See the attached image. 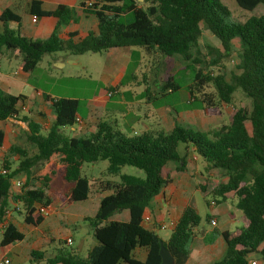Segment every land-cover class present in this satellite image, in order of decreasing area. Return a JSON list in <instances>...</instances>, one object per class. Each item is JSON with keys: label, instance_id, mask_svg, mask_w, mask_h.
Returning <instances> with one entry per match:
<instances>
[{"label": "trees", "instance_id": "trees-1", "mask_svg": "<svg viewBox=\"0 0 264 264\" xmlns=\"http://www.w3.org/2000/svg\"><path fill=\"white\" fill-rule=\"evenodd\" d=\"M235 3L239 9L252 12L264 5V0H235ZM29 14L36 19H55L53 31L28 38L20 32L18 14L10 9L0 14V50L17 52L24 73H32L45 55L78 56L134 48L120 82L107 88L126 103L147 99L155 108L170 107L167 97L178 96L184 88L190 99L184 109L204 110L220 104L230 105L233 93L240 90L250 101V108H235L226 124L205 132L174 124L168 132L145 130L127 136L113 124L99 121L92 133L75 138L67 136L64 130L77 122V100L43 95L53 121L41 135L39 125L19 108L25 97L0 91V122L14 119L26 124L28 141L35 148V154L29 157L23 149L11 147V154L19 155L22 160L7 176L0 175V222H5L0 246L24 240V234L6 222L12 178L23 173L26 179L20 194L15 195L23 213L21 209L14 210L18 215L23 214L25 225L39 227L44 215L37 213L36 207L48 210L53 203L66 206L86 201L91 184L82 176L83 165L104 160L110 176H117L122 167L129 166L142 171L144 179L120 175L116 185L105 181L102 193H111L101 197L94 216L83 219L91 227L97 243L84 257L80 258L78 248L68 247L64 240H52L57 244L54 255L45 257L43 252L31 251L32 263L161 264L162 242L174 264H186L189 244L200 223L195 210L191 206L183 209L167 241L145 229L141 219L152 200L173 182L167 164L179 163L177 170L181 171L184 165L181 151L192 148L204 160L206 173L212 169L223 173V179L210 191L213 203L228 202L241 213L240 226L235 231L217 232L225 244V253L213 264H250L251 255H259L264 262V15L250 17L243 23H226L230 12L221 0H80L78 9L58 5L52 11L43 10L38 0H30ZM80 14L95 18V31L77 42L73 40L77 32H69L66 39H61L62 28L78 24ZM203 29L220 43L223 51H228L233 42L239 45V73L232 74L230 82L226 81L224 67L216 66L214 59L210 66H216L215 72L187 66L191 74L189 83L169 78L159 87L157 96H152L148 86L137 96L130 91H119L137 84L134 71L139 66L141 52L168 58L178 55L189 61L190 49L197 45ZM142 81L146 84L145 78ZM3 140L4 133L0 131V148ZM1 167L10 171L7 161ZM55 180L64 188L54 187ZM125 210L129 212L127 222L110 220ZM210 219L208 216L207 221ZM136 249L146 250L143 261L134 257Z\"/></svg>", "mask_w": 264, "mask_h": 264}, {"label": "rangeland", "instance_id": "rangeland-1", "mask_svg": "<svg viewBox=\"0 0 264 264\" xmlns=\"http://www.w3.org/2000/svg\"><path fill=\"white\" fill-rule=\"evenodd\" d=\"M142 1V0H140ZM222 4L230 12V17L226 19V23L231 22H245L250 17H259L264 15V5L256 7L252 12L241 10L237 7L235 0H221ZM95 19L88 18L82 19L77 25V28L83 32L95 31ZM74 27V26H73ZM72 28H68L70 31ZM134 48L126 49L128 53ZM191 59L184 61L180 56L175 55L173 57H161L158 54L146 55L144 52L140 53V63L137 70L134 71L136 75V83H132L129 86L121 88V92L130 91L133 96H137L146 86L150 88L152 96H157L160 93L159 87L162 86L169 78L180 79L184 83H189L191 78L190 70L187 66L194 67L195 69H202L205 72L213 70L215 72L216 66L224 67L225 78L227 82H230L232 74H238L237 66L240 59V47L236 42L232 43L228 51H223L220 43L206 30L203 29L201 37L198 39L197 45L190 49ZM59 61L63 63V67H50L46 68V64L42 63L32 73L28 79V84L17 85V92L28 100L33 101L34 90H41L43 93L56 95L60 98H73L78 101V116L84 117L90 105V100L94 96L102 95L105 86L103 85L104 79L111 81L112 76L105 74V67L109 64V59L105 55V52L101 54L85 53L78 56H71L68 54H58ZM221 56V57H219ZM52 59V58H51ZM217 61L216 66H210L213 60ZM53 60V59H52ZM194 60H199L198 63H194ZM54 61V60H53ZM16 63V62H15ZM45 64V65H44ZM61 65V64H60ZM145 78L146 84L142 79ZM210 91V89H205ZM169 90H167L168 92ZM110 92L108 89L105 91L106 98H111L106 103L103 101L97 104L99 108H105L104 112L97 109L95 114V126L99 121H107L124 132L127 136H134L142 133L145 130L157 131L162 130L168 132L172 129L174 124H178L184 128L193 129L195 131H210L217 129L223 124L228 122L229 115L235 108L245 107L250 108V101L247 100L240 90H235L232 95V102L230 105L220 104L215 108H208L204 110L184 109V105L189 101V95L184 90H180L178 96L170 95L167 97V105L170 107L155 108L152 106L150 100H134L131 103H126L121 96L112 94L108 97ZM46 116L49 117L50 112L48 108H45ZM27 115V114H25ZM29 119H39L35 116H28ZM34 118V119H33ZM42 122L48 123V119H43ZM24 124V123H23ZM36 124H38L36 122ZM39 125V132L41 135L45 134L44 125ZM26 127V124H24ZM249 128V126H248ZM4 132L6 138L4 140L3 148H0V170L1 163L7 161L10 164V171L18 167L22 158L17 154H11V131L19 134L18 141L15 146L23 149L31 157L35 154V148L28 141L27 130H23V127L19 124H15L10 120L6 122L4 126ZM27 129V128H26ZM67 136L73 137L74 134L69 129L64 130ZM181 158L184 162L181 171L177 170L179 163H168L167 166L172 172L173 186L177 184H183L186 186V192H184L185 198L190 200L191 207L195 210L200 217V223L197 228L200 234H207L213 236L219 229H227L228 231H235L240 226L241 213L231 207L228 202L217 205H211V202H215L210 194L213 186L218 184L222 179V171L218 169H212L209 172L204 171V160L196 155L191 149L181 151ZM107 162L104 160L97 161L96 163H85L82 169V176L86 177L91 184L90 194L88 199L83 202L73 203L67 205L66 217L61 214L57 203H53L48 211V222H58L65 225V219L73 221V225L69 226L66 230L70 232L73 238V247H77L80 242L85 240V247L83 254L89 249L90 245L94 242L92 237V230L88 223L82 222L81 217H92L98 209L99 201L104 195H108L111 191L102 193L101 187H104L105 181H109L110 185H116L120 182V175H129L139 179H144L142 171L133 167L124 166L120 169L117 176H110L106 172ZM15 180H20L22 185L20 188H13V192L17 194L21 191L25 183V175L19 173L15 176ZM53 186L56 188H64L59 181L55 180ZM159 200L157 203V209H161L163 203ZM8 202V214L6 215V222L12 223L16 228L23 232L26 236V241L18 245L21 253L18 255L17 264H33L30 256L31 248H36V251L43 252L45 256L54 255V251L57 244H53L52 240H64L66 237L61 235V231L64 230L63 225H59V228H53L49 224L43 225L40 229L41 234L35 235L36 230H33L23 222V214L18 215L17 209L9 200ZM18 208L23 209L20 205ZM217 208H227L228 213L225 217H219L216 231L213 233L214 225H210L207 221V217L210 215L211 210ZM117 214L111 218L115 219ZM120 217V216H118ZM69 224V223H68ZM65 231V230H64ZM60 232V233H59ZM0 232V240H1ZM159 236L162 240H168L170 237V230H162L159 232ZM38 239V240H37ZM49 240L50 245L46 240ZM37 240L36 243L33 242ZM4 249L0 246V254ZM259 260V264H264L259 255H253ZM16 261V259H15Z\"/></svg>", "mask_w": 264, "mask_h": 264}, {"label": "crops", "instance_id": "crops-1", "mask_svg": "<svg viewBox=\"0 0 264 264\" xmlns=\"http://www.w3.org/2000/svg\"><path fill=\"white\" fill-rule=\"evenodd\" d=\"M38 1L41 2V7L43 10L52 11L58 5H65L67 7H73V8L78 9V4L80 0H38ZM29 2L30 0H0V14L4 9H10L15 14H18L21 17L20 32L25 37L31 38V37H39L44 34H50L54 29L55 19L51 17L50 18L44 17V18H37L35 22H32L33 16L29 14ZM88 18L95 19L94 17H91V16L84 17L83 15L80 14L79 23L82 21V19H88ZM94 21H95V28H96V20ZM78 24H69L68 26L63 27L59 34V37L61 39H66L67 33L77 32L78 35L73 39L74 42H77L79 39L83 38L88 32H94L93 30L83 32L77 28ZM68 28H72V29H70V31H67ZM126 49H129V48L110 49L105 52L107 59H109V64L108 66L105 67L104 70H105V74H110L112 76V80L108 81L104 79L105 77L103 75L102 77L104 81L103 85L105 86L104 91L102 95L94 96L90 100L91 104L88 105V110H87L86 115L84 117L78 116L76 124L72 128H69V130L72 131L74 134L73 137L75 138L84 137L92 133L95 130L96 126H95L94 117L97 112V109H100L101 112L105 111V108H99L97 107V104L101 101L106 103L108 100L111 99V98H106L105 96L106 89L109 87H115L120 82L121 78L125 74L126 67L129 63V55L131 51L130 50L127 53ZM59 57L60 56L58 54L45 55L43 56L42 60L39 62L38 66L44 63V61H46L45 64H46L47 69H49L50 67H63L64 65L63 63L59 61ZM32 73H24L21 71L20 60H19L17 52L11 53V52L5 51L4 49L0 50V91L1 92L10 94V95H15V96L21 95V93L19 92L16 93L17 85L21 83L28 84L27 83L28 79L30 78ZM119 91L121 92L122 90H119ZM43 95H48L51 98H60V97H57L56 95L43 93L41 90L35 89L33 98H32L33 101H30L25 97V101L23 102L21 106H19V108L23 114H27L28 116L30 115L32 117L35 116L39 118V119L33 118L34 119L33 121L37 122L38 124L44 123L42 122V118L46 120L48 119V123L43 124L44 125L43 130H45L46 132L52 124L53 117H52L49 105L43 101ZM67 99H73V98H67ZM45 108L49 109V112H50L49 117L46 116ZM10 120L11 121L13 120L15 124L21 125L23 127V130H27L25 125L19 120H14V119H10ZM10 120L0 122V131L4 133V140L6 138V134L3 128L6 122ZM18 136L19 134H17L15 130L11 131V147L15 146V144L17 143ZM4 140H3L1 148H3L4 146ZM189 149L192 150V148H189ZM172 183L169 184L167 187L163 188L161 193L152 200L149 208L145 210L143 216H150L153 222L155 223L159 221L166 222L169 220L176 221L181 215L183 209L187 206H191L190 200L185 198V195H184V192H186V186L184 185V183L180 185L177 184L176 186H173ZM159 200H162L161 202L163 203L161 209L156 208ZM50 207L48 208V211L52 210V208ZM58 207L59 208L61 207L58 212H60L66 217L68 215L65 212L67 205L66 206L58 205ZM52 213H55V212H51L43 216V222L41 223L39 227L29 226L33 230L37 231L35 232V235L42 233V230L40 228L43 225L49 224L53 228H59V225L62 224L60 223V221L55 222V223L48 222L49 218L47 217L48 215ZM227 213H228L227 208H220V209L215 208L214 210H211L209 217L215 219V225L213 226L214 229L212 230L213 233L217 230L216 226H217L219 217L223 218L227 216ZM84 218L86 217H81L82 222ZM110 220L118 221V222H127L129 220V212L127 210L122 211L121 213L117 214L115 219L110 218ZM65 222H66L65 225L62 224L65 231L62 230L61 235H64L66 237L64 239L65 242L69 238L72 241L71 246H73V243H74L73 238L70 235V232L66 230L69 226L73 225V221L71 223V221L65 219ZM3 223L5 224V222ZM142 226L145 229L150 230V231H152L153 229V224H146ZM225 230L227 229H219L217 232H222ZM159 232L160 231L156 232L158 236H159ZM37 240H35L33 244L36 243ZM24 241H26L25 234H24V240L21 243H23ZM46 241H47V244L50 245L49 240L47 239ZM21 243L3 247L4 251L0 255H5L6 257H8L10 260V264H17L18 255L21 253L20 248L19 249L17 248H18V245H20ZM96 245L97 243L94 240V242L90 245L89 249L85 251V253L91 250ZM71 246H68V247H71ZM78 246H81V249L79 250L80 252L79 256L80 258H82L85 255V253L83 254L84 247H85V240L83 239ZM31 249L33 251H36V248H31ZM224 253H225V244L222 238L218 235V233H214L213 236L211 235L208 236L207 234L202 235L198 232V230H195L194 237L192 238L189 244V258L186 264H213L221 260L224 256ZM52 256H45V257H52ZM134 257L140 261H143L146 257V250L136 249L134 251ZM249 260L257 262L259 264V260L253 255L249 257Z\"/></svg>", "mask_w": 264, "mask_h": 264}, {"label": "built area", "instance_id": "built-area-1", "mask_svg": "<svg viewBox=\"0 0 264 264\" xmlns=\"http://www.w3.org/2000/svg\"><path fill=\"white\" fill-rule=\"evenodd\" d=\"M87 6H90V3H87ZM36 18L33 17L32 22H35ZM113 93H109L108 97H111ZM77 121V120H76ZM9 174V171L1 168L0 170V175L1 176H7ZM22 185V182L20 180H15L14 178L11 179V190L9 191L8 194V200L9 202L18 208L19 203L15 201V195L20 194V191L15 194L13 192V188H20ZM211 205H214V203L212 202ZM36 212L41 214V215H46L47 210L40 208V207H36ZM5 214H8V211L5 212ZM142 225H146V224H153V229L152 231L154 232H158V231H162V230H172L175 227L176 221L175 220H169V221H159L157 223L153 222L152 218L150 216H143L141 219ZM210 225H215V219L211 218L209 221ZM5 224L3 222H0V232L2 233L4 230ZM66 245L67 246H71L72 245V241L68 238L66 240ZM250 264H256V262L249 260ZM0 264H10V260L8 257H6L5 255H0Z\"/></svg>", "mask_w": 264, "mask_h": 264}, {"label": "water", "instance_id": "water-1", "mask_svg": "<svg viewBox=\"0 0 264 264\" xmlns=\"http://www.w3.org/2000/svg\"><path fill=\"white\" fill-rule=\"evenodd\" d=\"M77 248H78V250H80L81 246H78ZM159 255L161 258V264H174V260H173L172 256L165 249L162 242L160 243Z\"/></svg>", "mask_w": 264, "mask_h": 264}]
</instances>
